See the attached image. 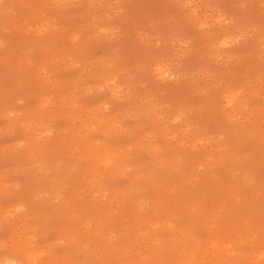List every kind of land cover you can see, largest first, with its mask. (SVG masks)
Returning <instances> with one entry per match:
<instances>
[{
  "label": "rangeland",
  "instance_id": "obj_1",
  "mask_svg": "<svg viewBox=\"0 0 264 264\" xmlns=\"http://www.w3.org/2000/svg\"><path fill=\"white\" fill-rule=\"evenodd\" d=\"M0 264H264V0H0Z\"/></svg>",
  "mask_w": 264,
  "mask_h": 264
}]
</instances>
